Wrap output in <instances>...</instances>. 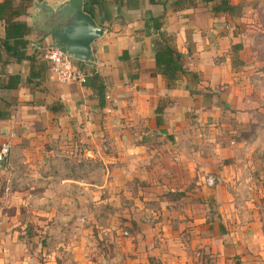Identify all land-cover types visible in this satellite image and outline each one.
<instances>
[{"label":"crops","instance_id":"1","mask_svg":"<svg viewBox=\"0 0 264 264\" xmlns=\"http://www.w3.org/2000/svg\"><path fill=\"white\" fill-rule=\"evenodd\" d=\"M45 1L51 4L56 0ZM100 1L93 6V19L104 33L92 44L93 64L83 67H94L103 79V107L85 83L59 82L51 78L43 51L53 45V39L34 17L37 0H0V143L11 136V153L20 144L22 158L44 159L41 166L27 167L25 174L29 177L44 171L47 160L40 147L35 149V155L26 148L39 141L65 138L69 142L84 143L87 157L101 159L107 173L110 170L127 174L129 170L126 169L133 167L141 176L145 158H150L145 154L147 143L157 140L158 136L160 140L166 137L175 148L172 157L168 153L167 156L176 159V163L170 161L171 170L157 171L159 177L143 187L153 191L155 197L161 196L158 203L165 207L161 214L168 216L170 210V214L176 212L172 206L179 202L182 216L185 215L186 223L192 226L203 222L205 208L210 209L203 204L208 198L206 194L211 196L209 199H213V203L224 207L213 208L219 223L215 221L207 227L213 230L207 234L208 239L212 238L209 245L206 246L208 240L202 239L203 234L206 235L204 231L199 232L202 236L186 234L191 244L181 248L166 247V241L163 242L166 235L162 234V242L152 246L154 263L264 264V217L258 215V209H253L254 215L248 216L244 227L235 225L237 200L228 192L233 187L229 184L227 188L228 183L217 184L208 193L200 178L214 170L208 166L209 162L205 166L196 161L200 159L197 151L183 152L182 148L184 134L191 128L190 121L200 122L202 115L209 114L208 107L215 97L213 92L218 89L215 87L230 83L231 75L232 80L239 77L236 72L242 64L243 46L238 40V28L248 0H229L230 4L239 6V15L213 12L212 5L220 0ZM161 16V30L172 37L173 45L182 54L184 69L196 72L199 77L197 91L192 95L186 78L178 80L172 88L167 87L166 79L155 65L159 34L149 18ZM85 68H82L84 72ZM204 83L211 88L210 96H204L200 89ZM234 90L238 94L239 88ZM205 97H209L208 101ZM226 102L230 100L227 98ZM158 106L163 107L158 114L162 120L160 124L156 123ZM114 165L119 168L112 169ZM29 177L25 180L30 181ZM141 178L146 180L147 173ZM72 181L67 176L59 179L58 184ZM223 191L227 194L223 195ZM168 192L172 197L168 198ZM30 201L27 197L22 202L29 205ZM223 226L225 232L222 233ZM19 236L8 218L0 216V264H77L79 258L84 262L81 264H92L90 258L96 256L94 254H99L98 262L103 260L104 251L94 244L93 236L86 235L80 244H71V250L46 249L42 243L34 246ZM65 252L73 254L74 258L62 260L59 254Z\"/></svg>","mask_w":264,"mask_h":264},{"label":"rangeland","instance_id":"2","mask_svg":"<svg viewBox=\"0 0 264 264\" xmlns=\"http://www.w3.org/2000/svg\"><path fill=\"white\" fill-rule=\"evenodd\" d=\"M241 15L238 40L243 46L242 64L240 70H236L239 77L232 80L231 75L230 83L215 87L218 89L213 92L215 97L208 107L209 114L202 115L200 122L190 121L191 128L184 134L182 148L183 152L197 151L200 159L196 161L205 166L209 162L208 166L214 170L200 178L208 193L217 184L228 183L227 188L229 184L233 187L228 192L237 200L235 225L244 227L248 216L254 215L253 209H258V215L264 217V0H248ZM204 84L200 89L204 96H210L211 88ZM236 86L238 94L233 91ZM159 137L147 143L145 154L150 158H145L141 172V176L147 173L146 180L135 173L133 167L126 169L127 174L110 170L107 173L101 159L87 157L84 143L69 142L66 138L39 141L26 148L35 155V149L40 147L47 160L44 171H36L29 177L25 174L27 167L41 166L45 161L32 156L22 158L19 144L13 148L8 163L0 165V216L8 218L20 238L34 246L42 243L46 249L71 250V244H80L86 235L93 236L94 244L104 251V256L98 262L99 254H94L96 256L90 258L92 264H155L152 246L162 242V234L166 235L163 240L166 247L181 248L191 244L186 234L202 236L200 233L204 231L206 235L203 234L202 239L208 240L205 241L207 246L212 240L207 234L213 232L207 227L215 221L219 223L213 208L224 205L213 203L206 194L208 198L203 204L210 209L204 207L203 222L190 226L185 221L186 216L181 214L182 204L177 202L172 206L176 212L170 214V210L168 216H163L165 207L159 204L161 196L155 197L153 191L143 189L146 183L159 177L157 171H169L172 169L169 162L176 163V159H170L175 150L173 144L166 137L162 140ZM116 168L119 167L114 165L112 169ZM67 176L74 181L59 185V179ZM28 177L34 183L25 180ZM209 177L213 179L211 185L207 183ZM40 180L42 182L37 184ZM168 193V198L172 197ZM226 194L223 191V195ZM27 197L32 202L23 205ZM39 198L43 200L37 201ZM252 200L255 203L250 205ZM67 253L59 257L62 260L74 258ZM80 262L79 258L77 264Z\"/></svg>","mask_w":264,"mask_h":264},{"label":"water","instance_id":"3","mask_svg":"<svg viewBox=\"0 0 264 264\" xmlns=\"http://www.w3.org/2000/svg\"><path fill=\"white\" fill-rule=\"evenodd\" d=\"M83 0H56L48 4L37 0L34 17L58 48L77 64H93L92 44L102 37L104 29L83 11Z\"/></svg>","mask_w":264,"mask_h":264},{"label":"trees","instance_id":"4","mask_svg":"<svg viewBox=\"0 0 264 264\" xmlns=\"http://www.w3.org/2000/svg\"><path fill=\"white\" fill-rule=\"evenodd\" d=\"M151 3L156 2L155 0H149ZM203 2H213L214 0H202ZM100 0H84L83 11L89 14L93 18V6L99 5ZM177 2V1H175ZM239 6L230 4L229 0H220L218 3L212 5V11L215 13L226 12L229 14L239 15ZM162 16L161 17H150L149 19L153 22V29L159 34V38L156 41V48L154 52V61L158 72L166 79L167 87L172 88L176 85L178 80L186 78L188 81L189 93L192 95L196 93L197 85L200 83L199 77L196 72L188 71L184 69L182 64V54L173 45V39L171 36L166 35L162 30ZM240 46L237 45V50H240ZM82 68V65H79ZM86 74L85 85L91 88L95 93L100 107H103L105 102V87L103 79L100 78L98 72L94 67L84 69ZM210 94V92H209ZM163 110L162 106H158L155 109L156 123L162 122L161 114ZM237 264H240L237 262Z\"/></svg>","mask_w":264,"mask_h":264},{"label":"built area","instance_id":"5","mask_svg":"<svg viewBox=\"0 0 264 264\" xmlns=\"http://www.w3.org/2000/svg\"><path fill=\"white\" fill-rule=\"evenodd\" d=\"M43 57L48 62L49 71L52 79L59 82H78L84 83L86 74L82 67L79 66L67 54L50 46L43 51ZM12 148L11 136H8L0 143V165L9 161ZM207 183L211 185L213 179L209 177Z\"/></svg>","mask_w":264,"mask_h":264}]
</instances>
